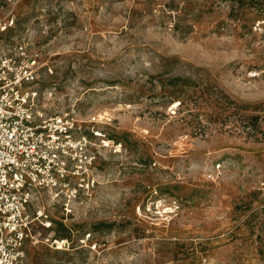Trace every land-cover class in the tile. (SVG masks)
Listing matches in <instances>:
<instances>
[{
	"label": "rangeland",
	"instance_id": "1",
	"mask_svg": "<svg viewBox=\"0 0 264 264\" xmlns=\"http://www.w3.org/2000/svg\"><path fill=\"white\" fill-rule=\"evenodd\" d=\"M22 38L38 110L109 143L22 264H264V0H0Z\"/></svg>",
	"mask_w": 264,
	"mask_h": 264
},
{
	"label": "built area",
	"instance_id": "2",
	"mask_svg": "<svg viewBox=\"0 0 264 264\" xmlns=\"http://www.w3.org/2000/svg\"><path fill=\"white\" fill-rule=\"evenodd\" d=\"M45 66L31 39L0 47V264L24 262L28 244L42 241L39 228L54 227L44 196L76 198L109 146L93 141L72 113L38 110Z\"/></svg>",
	"mask_w": 264,
	"mask_h": 264
},
{
	"label": "trees",
	"instance_id": "3",
	"mask_svg": "<svg viewBox=\"0 0 264 264\" xmlns=\"http://www.w3.org/2000/svg\"><path fill=\"white\" fill-rule=\"evenodd\" d=\"M184 79H181V78H178V79H175V81H173L174 83H178V82H182ZM188 101H191V97H189V99H186V100H183V101H181V103H180V106H183L185 103H187ZM196 104V103H195ZM232 104H234V101H232V100H229V101H225V106H227L226 108H229L230 107V105H232ZM246 109H248V107H245ZM260 119V117L259 116H249V115H247V120H248V123H247V127H251L252 129H253V131L252 132H249V134L250 135H252V134H254V135H256V134H258V133H261L262 131H260V129H259V126H257L258 124H256V123H253V121H257V120H259ZM197 125H199V126H197L196 128H197V130H200L201 129V122H198L197 123ZM254 132V133H253ZM55 224V223H54ZM54 228V227H53Z\"/></svg>",
	"mask_w": 264,
	"mask_h": 264
}]
</instances>
